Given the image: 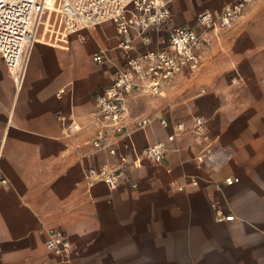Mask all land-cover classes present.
<instances>
[{"label": "crops", "instance_id": "1", "mask_svg": "<svg viewBox=\"0 0 264 264\" xmlns=\"http://www.w3.org/2000/svg\"><path fill=\"white\" fill-rule=\"evenodd\" d=\"M170 1L174 24L193 27L199 13L234 0ZM207 37V61L219 47L222 65L240 75L243 69L244 84H254V108L239 110L254 116L253 138L241 121L233 157L229 145L217 146L219 135L186 133L170 143L164 162H143L132 176L137 187L117 189L89 186L84 177L89 164L118 161L91 144L95 93L125 61L115 26L92 29L87 42L36 41L21 89L0 55V170L8 179L0 185V264H264V0H254L231 27ZM101 49L102 64L94 60ZM251 68L253 77L247 76ZM166 88L163 96L129 101L127 138L135 147L167 138L161 115L177 122L163 107L139 114L148 109L139 101L170 100ZM138 116L153 123L138 129ZM229 177L236 180L227 184ZM224 214L235 217L220 218ZM51 230L68 233L76 248L72 261L46 247Z\"/></svg>", "mask_w": 264, "mask_h": 264}, {"label": "built area", "instance_id": "2", "mask_svg": "<svg viewBox=\"0 0 264 264\" xmlns=\"http://www.w3.org/2000/svg\"><path fill=\"white\" fill-rule=\"evenodd\" d=\"M253 1L234 0L221 10L207 9L197 15L196 25L189 27L174 24L170 0H0V55L17 89H21L29 55L37 41L38 22L46 10L61 14L67 23L65 35L76 33L83 40L92 29L113 24L125 61L113 71L109 85L95 93L92 122L96 131L91 144L96 152L105 151L118 161L89 164L84 177L89 186L102 182L111 189L128 184L137 187L132 176L145 160L164 162L170 143L181 135L205 136L208 117L199 114L187 123L172 122L161 115V125L169 129L167 138L137 148L127 138L129 101L136 97L163 96L176 76L199 70L209 42L207 34L231 27ZM94 60L106 62L104 49L94 54ZM153 120L150 116H138L135 125L145 130ZM120 145L123 152L119 151ZM235 180L229 177L226 183ZM7 183L0 170V185ZM234 217L224 214L220 218ZM46 247L65 262L72 261L76 255L68 233L61 230L49 232Z\"/></svg>", "mask_w": 264, "mask_h": 264}, {"label": "rangeland", "instance_id": "3", "mask_svg": "<svg viewBox=\"0 0 264 264\" xmlns=\"http://www.w3.org/2000/svg\"><path fill=\"white\" fill-rule=\"evenodd\" d=\"M66 25L67 23L62 19L60 13H57L55 10H46L38 22L37 41H49L58 44L65 43L62 41V38H65L70 41L72 39H77L81 42H87L88 36L87 39L83 40L76 33L65 35L64 31ZM255 39L258 38L256 37ZM262 41L264 50V37ZM217 43L220 44V42ZM249 46V44H246V47ZM253 46L255 45L253 44ZM257 46H260V43H258ZM205 50L204 61L199 70L191 74H180L169 83L168 86H171V88L167 93L170 94V100L159 101V99H157V101H154V99H148L147 101H139L141 107L147 106L148 108L139 114H147L148 112L153 113L163 107L165 111L168 110L170 112L172 120L175 119L174 121L177 122L181 120L191 123L194 116L199 114L207 116V112L213 110L215 115L212 117L207 116L208 123L205 136L215 138L219 135V143L217 146L221 148V143H226L229 146L227 149H224L233 152V157H238V148L231 145L237 143L239 140V131L242 128L241 121L243 124V121H245V124L251 126L252 132H250L247 138H253L254 135V116H243L239 112L240 109L254 108V98H252L254 84H244L245 78L242 71L243 69L238 68L242 76L238 73L237 69H230L222 65L220 60L223 53L219 47L218 51H215L214 55L212 54L213 57L210 61H207V55L209 56L208 49ZM88 51L89 48L84 47L82 49V54L88 55ZM247 70V76L253 77L254 68ZM234 78H237L238 81L233 82ZM253 79L254 78H252V81ZM172 86L177 87L175 88ZM250 92L251 97H249ZM181 107L184 109L183 111H181ZM151 113L149 115H151ZM172 115L177 116L172 118ZM188 149L190 150V148ZM235 159L237 160V158Z\"/></svg>", "mask_w": 264, "mask_h": 264}]
</instances>
